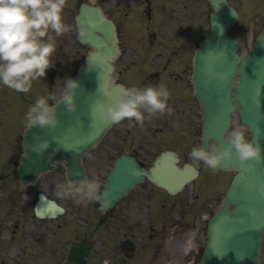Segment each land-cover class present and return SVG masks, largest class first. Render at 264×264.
Here are the masks:
<instances>
[{
    "label": "water",
    "instance_id": "water-1",
    "mask_svg": "<svg viewBox=\"0 0 264 264\" xmlns=\"http://www.w3.org/2000/svg\"><path fill=\"white\" fill-rule=\"evenodd\" d=\"M210 1L214 8L210 15L212 32L201 41L200 49L194 57L193 70L194 93L203 109V144L206 147L209 140L214 138L219 148L227 146L224 135L237 107L242 120L253 132L252 139L264 149V29L250 51L240 57L237 53V41L227 34L238 19L237 11L227 0ZM76 22L80 29L86 28L90 32L89 38L80 37V41L93 47L86 62L80 67L79 74L73 79L79 85L75 89L77 111L69 114L64 103L60 102L56 106L60 125L55 130H42L39 127L26 129L24 153L18 167L21 186L35 182L42 172L53 169L57 160L66 165L69 180L85 179L82 155L113 124L107 118V106L109 102L115 103L120 99L124 90L111 82L112 61L118 53L114 24L102 14L100 8L89 4L82 5ZM236 75H239V81L235 80ZM104 84L110 89L109 95L99 92L100 86ZM256 88L260 89L259 107L252 100ZM97 100L104 105L103 109L96 106ZM34 133L49 143L42 154L32 151L31 146L37 143ZM261 156L264 157V151ZM221 168L237 169L238 173L219 210L209 221V240L199 264H259L264 233V199L247 185L252 183L259 187L264 183V160L256 164L255 170L249 173L247 179L241 178L242 170L238 163ZM153 170L157 179L169 189L175 186L170 175L180 178L179 173L172 170L165 171L162 175L158 166ZM76 172L80 175H73ZM142 172L150 174L135 167L129 169L122 164L116 166V171H111L105 184V188L112 193L111 206L126 188L140 179ZM185 175L183 173L180 178L183 183L187 178ZM230 205L235 206L233 210ZM36 209L39 215L55 216L63 212L60 205L43 195ZM89 254L88 243L74 242L65 264H87Z\"/></svg>",
    "mask_w": 264,
    "mask_h": 264
},
{
    "label": "flooded vegetation",
    "instance_id": "flooded-vegetation-1",
    "mask_svg": "<svg viewBox=\"0 0 264 264\" xmlns=\"http://www.w3.org/2000/svg\"><path fill=\"white\" fill-rule=\"evenodd\" d=\"M112 1L114 10H112L113 14L111 17L116 23L118 30L120 29L119 35L131 37L134 28L130 24L128 27L126 26L127 22H129L128 20H132L133 22L136 20L134 25L136 27L135 31L139 32L137 33L139 35L138 47L130 44V42H128L127 47H121V53L116 64L117 81L124 83L127 88L131 86L142 88L146 85H165L170 93L168 100L169 108L173 113H177L179 106L185 103L187 110H189L185 116L187 120L186 125L190 124V127L193 128L196 118L194 107L196 108V106L193 105L192 101H187L189 96L186 86L183 85L184 76L182 75V71L187 72L191 69L192 49L198 45V41L194 39L196 29L192 19L195 17V12L197 13L198 0H143V15H131L129 17L128 14L132 6H135L138 0ZM151 1L156 2L154 7ZM164 4L166 7H169V14L162 13L164 15L158 16L157 14L161 13L159 10ZM126 8H129V12L125 11ZM187 83H190L188 78ZM145 116L146 119L142 127L134 120L122 121L110 130L108 137L103 143L86 154L85 163L91 176L100 179L106 167L111 166L114 160L123 152L134 155L142 166L149 167L152 165L157 155L164 149H161V147H163V142L166 139L165 129L170 123V114L165 112L163 114L156 113L150 118H148L147 114ZM178 123L184 125L183 118ZM1 134L4 137V142L0 144V197L5 199L6 192L8 191L7 176H12L13 173L14 178L17 166V152L21 150V145L20 143L7 145L6 132ZM151 137L158 138L157 143H152ZM13 148H15L14 153L8 157L9 152ZM7 167H11L9 173L6 171ZM152 190L154 191V198L157 193L159 196H164L165 200L166 192L146 180L130 197V199H133L130 200L129 205L131 206V203L137 200H150ZM15 196L17 199L20 197L19 192L16 190ZM23 211V208L15 210L16 215L14 217L16 219L12 218L11 221H16V223L9 230L5 231L4 235L16 237L13 234L18 232L19 235L17 236L21 238L20 240L23 243L26 242V244L31 245L33 254L30 258L32 259L35 258L41 261L53 259L54 251H50L52 255L44 249V246L45 242L51 241L54 236L52 233L54 224L49 221L42 224H34V211L30 215H25ZM125 211L122 216L125 218L129 217V219L131 217L129 223L131 228L140 223V215L148 218L144 209L137 205H134L131 210ZM108 213L104 212L107 218L112 215V213L111 215ZM24 221L25 223L22 224ZM157 222L158 220L149 219L147 225L151 226V228H156ZM34 248H36L35 255ZM262 254V264H264V246ZM7 257L12 259L22 258L20 255Z\"/></svg>",
    "mask_w": 264,
    "mask_h": 264
},
{
    "label": "clouds",
    "instance_id": "clouds-1",
    "mask_svg": "<svg viewBox=\"0 0 264 264\" xmlns=\"http://www.w3.org/2000/svg\"><path fill=\"white\" fill-rule=\"evenodd\" d=\"M66 5L67 0H0V84L16 92L28 93L33 81L46 76L47 69L52 66L51 57L56 51L55 38L71 31V27L63 20ZM79 36L89 38L90 32L81 28ZM64 81L62 98L54 106L48 101L55 100L56 97L49 94L38 96L28 108L27 128L55 130L60 125L56 113V106L60 102L64 103L69 114L77 111L75 89L79 87L78 82L71 78ZM99 92L109 95L110 89L104 84L100 86ZM169 97L170 93L163 84L146 85L142 88L131 86L123 90L121 98L115 103L109 102L106 115L115 124L134 120L143 125L145 114L150 118L156 113H171ZM259 97L260 89L256 88L252 100L257 107L260 106ZM96 106L104 108L99 100L96 101ZM246 131L241 126L232 127L227 136L226 147L197 145L192 147L189 158L203 162L213 172L219 171L222 166L227 168L238 163L242 170L241 178L247 179L249 173L255 170L256 164L264 160L261 156L264 149L254 139H250ZM33 135L37 143L31 146L32 151L42 154L49 143L39 134ZM73 175L79 176L80 173ZM247 187L255 189L258 196L264 199V183L259 187L249 183ZM101 188L98 177L77 181L68 179L57 186L56 195L62 199L71 198L77 205L84 202L99 203V211L103 213L112 204V193L107 188L103 191Z\"/></svg>",
    "mask_w": 264,
    "mask_h": 264
},
{
    "label": "rangeland",
    "instance_id": "rangeland-1",
    "mask_svg": "<svg viewBox=\"0 0 264 264\" xmlns=\"http://www.w3.org/2000/svg\"><path fill=\"white\" fill-rule=\"evenodd\" d=\"M80 1L83 0H67V5L63 12V20L64 23L71 27V31L66 33L60 37H56V51L51 57L52 66L51 70L47 69L46 76L44 78L37 79L32 82V88L34 91V103L38 96H48L49 94H54L56 99L49 100L48 102H54L58 98H60L65 90V79L70 78L75 71L73 68L78 64L82 57H84L85 53L88 50V46H83L78 41V34L77 29L75 27V22L73 16L76 14L78 5ZM236 4H239V0H233ZM101 4H103L106 10L109 9V5L112 4V0H99ZM244 4V3H243ZM240 6V5H239ZM242 8V6H240ZM210 11L209 6L203 4L202 1H199V13H198V22L200 25L199 28V36H201L208 28V12ZM242 18L237 23L236 26L232 28L230 34L234 36H238L241 41V48L242 52H245L253 37L258 34L262 28L264 23V0L257 1L252 8H242ZM141 12V10L139 11ZM52 35H55L52 33ZM237 37V38H238ZM135 40L138 37L134 38ZM122 46H126V41L121 42ZM50 70V71H49ZM183 85L186 86L187 91V77L189 76V71L184 73ZM4 85L0 84V98L4 96L1 91ZM6 90H10L9 88L5 87ZM8 91V95L3 99L5 102L1 107V112L4 113V117L0 116V123L4 124V120L6 119L4 130L10 131L15 127L25 126L27 120L24 119L26 113L28 111L27 104H23L19 98L22 100L30 102L32 101V95H19V98ZM7 93V92H6ZM18 98V99H16ZM1 105V103H0ZM184 110H186L184 112ZM186 106L181 104L179 106V111L176 113L175 119L178 121L183 118V121H187L185 116L187 115ZM173 117V115H170ZM3 118V119H2ZM239 120L236 118L234 126H240ZM172 121L170 128L172 130H176V127ZM198 126V125H197ZM187 129V133L190 131L188 126L184 128ZM183 128V129H184ZM22 129V128H21ZM16 131L15 138H17V134L19 136L20 130ZM169 129L167 134H169ZM178 134V133H177ZM176 134V135H177ZM179 137H182L183 145L186 143H190L188 145L195 146L191 140H194V136L188 135L183 133L182 135L178 134ZM246 135L249 137V133L246 131ZM188 139V142L186 140ZM9 143H11V139L8 137ZM4 137L0 132V144H3ZM185 142V143H184ZM93 164V163H92ZM93 168V167H92ZM94 171V168H93ZM222 172L217 171L214 172V179L219 178L221 181L224 177L222 176ZM232 175V174H230ZM209 178V177H208ZM64 176L61 171H55L53 173L47 174L44 176V179L39 182V185L36 189L33 190H25L23 191L22 200L20 201V207L23 208H30L32 207V203L34 201V197L36 193L40 190L45 191L50 196L56 198L60 203L64 204L67 208V213L64 216L57 217L54 220L55 226V236L53 246L50 245L49 248L54 247L57 252V247L61 248L66 243H68L73 238L79 237H86L91 239L95 244V258L91 264H104L103 261L106 259H110L111 263L117 262V264H189L183 258L182 253H184L185 245L188 243V238L184 240L182 243V238L185 234L189 233L190 231H185V233H181L177 237L173 239H166L162 240L156 236L155 232L147 231L145 227L143 230L138 231L136 226L130 227L128 224L130 223V219L126 220L121 217V213L119 208L116 210L115 215L113 218H110L108 221H105L102 225L96 222L97 215L95 216L94 210L91 208H87V204L89 202H84L79 205L75 204L71 198L62 199L57 197L56 191L57 186L63 184ZM227 182H224L222 186L214 185L215 194L217 196L218 193H221L223 189L227 186ZM212 187V188H213ZM219 190V191H218ZM35 193V194H34ZM217 198V197H215ZM130 199L126 200L124 203H130ZM131 205H140L139 202H133ZM79 206H82V214L76 215L73 217L74 209ZM138 206V207H140ZM10 207L9 201L4 205L5 210ZM143 209V207H141ZM207 212L204 209L201 210L200 214H206ZM76 214V212L74 213ZM99 214V213H98ZM201 215V216H202ZM142 215H140L141 217ZM4 217V213H3ZM86 219V220H85ZM88 219V221H87ZM144 220V218H141ZM142 224H139L141 226ZM134 234L135 240L137 241V249L134 253V256L131 259H126L122 253L117 250V247L120 241L126 237ZM152 233H155L154 236L151 237ZM204 238V234L202 233V229L198 230L195 235L194 243L197 244ZM165 243V246L161 248V245ZM160 244V245H159ZM199 244V243H198ZM197 249H199L197 245ZM106 252V253H105ZM197 250H194L190 255V259L194 260ZM108 254L109 256H106ZM11 262V261H10ZM40 263H32V264H45L44 261H39ZM18 263V262H16ZM11 264V263H7ZM18 264H26L23 262H19ZM52 264H59L57 262H53Z\"/></svg>",
    "mask_w": 264,
    "mask_h": 264
}]
</instances>
